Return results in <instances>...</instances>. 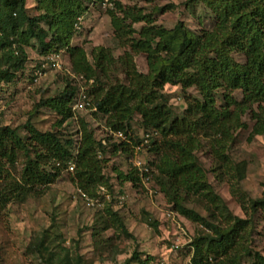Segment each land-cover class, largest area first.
Here are the masks:
<instances>
[{
  "label": "trees",
  "instance_id": "1",
  "mask_svg": "<svg viewBox=\"0 0 264 264\" xmlns=\"http://www.w3.org/2000/svg\"><path fill=\"white\" fill-rule=\"evenodd\" d=\"M85 1L35 0L37 14L32 16L27 11L26 0H0V62L7 64L6 69L0 70V80H11L24 68L28 58L24 46L40 33L50 35L48 44L41 49L42 54L56 53L63 48L70 55L79 53V59L72 60L73 71L86 79L92 78L97 86L89 92L88 109L106 116L105 124L110 131H122L132 144L138 139L131 126L135 114L140 116L145 130L159 134L158 139L151 138L148 144V152L153 157L147 166L155 167L152 179L173 203L176 212L199 228L188 244L192 249L191 264H242L245 256H253V264H264V256L248 246L252 219H242L230 212L208 183L195 153L201 141L207 140L214 160L228 171L230 161L226 147L232 139V131L245 126L241 116L247 109L255 103L260 108V103L264 102V0H201L215 14V23L196 33L181 21L171 29L152 25L151 14L113 1L114 8L107 12L114 34L129 51L118 58L125 82L109 85L99 79V73L104 74L115 61L107 48L94 47L90 64L84 52L70 47L74 25L85 11ZM115 10L121 14L117 15ZM128 19L130 22L127 23ZM138 21H144L145 25L137 31L138 38H134L132 23ZM137 52L146 53L149 70L145 74L135 69L132 54ZM234 53L245 55L246 60L236 61ZM166 84L179 85L184 92L194 88L200 98L184 95L187 107L183 115L172 118L161 92ZM236 89L241 90L240 101L231 96ZM74 92L75 87L67 81L61 93L40 103L60 116L56 122L58 127L72 115L68 104ZM218 92L223 95L225 104H217ZM251 114L255 120L250 132L253 137L264 131V117L258 111L251 110ZM79 121L80 138L75 152L72 151L73 139L37 131L30 123L24 125L30 132L24 141L19 135V127L0 125V158L7 164L4 169L0 166V210L11 201L21 202L41 193L70 162L74 164L73 180L88 195L97 191L100 185L110 187L102 172L108 161L106 152L110 149V154L127 155L131 143L126 140L107 143L110 139L104 138L107 142L103 144L101 139L94 137L88 122L83 118ZM20 152L25 158L17 178L8 169L14 167L16 154ZM231 168L237 180L241 179L240 167ZM113 170L120 183L129 180L133 185L141 184L138 169L132 167L126 173L116 167ZM143 175L148 173L144 171ZM193 201L202 205L206 216L185 205ZM248 203L253 212L260 206L264 209L263 200L250 199ZM246 204L243 199L244 209ZM104 211L105 215L99 217L101 231L117 223L124 234L130 236L116 212L110 207H105ZM146 222L151 227L157 226L150 217ZM46 239L41 237L34 246L43 262L69 264L68 256H58ZM73 259L76 264H83L79 256ZM134 260L148 264L147 259L141 260L137 253L122 264Z\"/></svg>",
  "mask_w": 264,
  "mask_h": 264
},
{
  "label": "rangeland",
  "instance_id": "2",
  "mask_svg": "<svg viewBox=\"0 0 264 264\" xmlns=\"http://www.w3.org/2000/svg\"><path fill=\"white\" fill-rule=\"evenodd\" d=\"M113 1L131 9H139L143 14H151V24L165 29H171L181 21L187 29L196 33L215 23V14L201 0H194L190 4L185 3L187 0H86L85 11L74 25L70 47L84 52L90 64V53L94 47L101 46L111 52L115 61L107 67L104 74L99 73L100 81L106 85L125 82L118 58L129 51L128 47L119 43L114 34L107 12L112 9ZM26 8L30 15L37 14L35 0H26ZM115 11L117 15L121 14L118 10ZM144 25V21L132 23L134 38H138L137 31ZM49 39L50 35L44 33L30 39L29 44L24 46L28 57L24 68L18 70L11 80H0V125L19 127V135L24 141L29 138L30 133L24 125L30 123L37 131L51 132L61 139H73L72 151L75 152L80 138L79 118H83L89 123L96 139L103 142L107 138L110 139L107 143H116L113 132L105 124L106 116L97 112L94 114V109H87L85 106L73 111L70 109L74 103L84 102L83 96L89 101V92L96 86L92 78L82 77L81 80L82 74L73 71L72 60H78L79 53L70 55L64 48L56 53L51 51L47 54H56L57 63H47L39 70L47 55L42 54L41 49L48 44ZM161 54L164 55V52ZM132 55L137 72L147 73L149 69L146 53L137 52ZM233 57L238 62L246 60L243 54L234 53ZM6 68L7 64L0 62V70ZM37 69L40 76L34 75ZM67 81L75 87L68 104L72 115L58 127L56 122L60 116L48 106H40V103L61 93ZM161 92L171 110L172 118L183 115L187 107L184 95L200 98L194 88H188L184 92L179 85L166 84ZM231 96L237 101L242 100L240 89L232 91ZM216 98L217 104H225L221 92L217 93ZM251 110L260 112L264 117V102L260 103V108L255 103L247 109L241 116L245 126L232 131V139L226 147L230 161L228 171L214 160L207 140L201 141L195 153L208 183L230 212L242 219H252L253 229L248 246L264 256V209L258 205L259 208L253 212L248 203L250 199L264 201V131L250 137L255 122L251 118ZM140 121V116L135 114L131 126L138 139L132 144L127 138L131 143L129 154H110L107 147L108 161L102 172L109 180V189L100 185L91 195L82 191L73 180L74 164L70 162L41 193L28 196L21 202L11 201L0 210V264H45L34 250L43 236L47 237L46 243L58 256H68L71 260L69 264H76L73 259L75 256H79L83 264H122L133 253H137L141 260L147 259L148 264H191L192 249L188 244L199 228L176 212L173 203L159 191L152 179L156 170L153 165L148 167L147 164H150L148 161L153 154L148 152L149 143H145L142 136L148 132L151 134L150 139H158L159 134L145 130ZM16 158L14 167H10L8 171L18 178L25 156L20 152L16 154ZM4 161L5 159L0 158L2 169L7 167ZM235 165L241 170L242 177L239 180L231 168ZM114 167L123 173L132 167L138 169L141 184L133 185L129 180L120 183ZM144 171L151 176L149 182L145 180ZM81 193L94 201V205H88ZM243 199L247 201L246 209L241 205ZM185 205L207 215L198 202ZM105 207H110L117 213L130 236H126L117 223L100 230L99 217L105 215ZM149 217L157 222L155 228L147 224ZM253 260V256H245L242 264H253ZM130 264L140 263L134 260Z\"/></svg>",
  "mask_w": 264,
  "mask_h": 264
},
{
  "label": "built area",
  "instance_id": "3",
  "mask_svg": "<svg viewBox=\"0 0 264 264\" xmlns=\"http://www.w3.org/2000/svg\"><path fill=\"white\" fill-rule=\"evenodd\" d=\"M57 55L56 54H47L46 56H44V59H43V62L40 64V68H39V70L41 69V68H43V67H45V65L47 64V63H57ZM38 69L37 70H35L34 71V75L36 76H40V71H39ZM83 76L81 75L80 76V79L82 80L83 78H82ZM80 80V81H81ZM82 99L84 100V102H82V103H74L73 105H72V107L70 108L72 111L73 110H75L77 107H79V108H83L84 106H85V108H87L88 109V106H89V101H87L86 100V98L83 96L82 97ZM112 136H114V140H115V142L116 143H120L121 141H128V139H127V136L122 132V131H117V132H113L112 133ZM150 137H151V134L150 133H146V134H144L143 136H142V139H143V141L145 142V143H149V140H150ZM103 144H105L106 142H105V140L102 142ZM136 165H138V164H136ZM144 170H146V168L145 167H142ZM151 176L150 175H147L146 177H145V180H146V182H149L150 180H151V178H150ZM81 195L84 197V199L86 200V203L88 204V205H94V201H92L88 196H86L84 193H81ZM99 203H97V205H98Z\"/></svg>",
  "mask_w": 264,
  "mask_h": 264
}]
</instances>
